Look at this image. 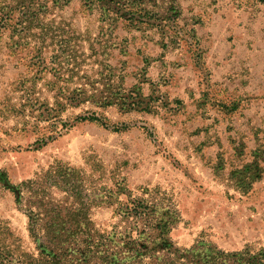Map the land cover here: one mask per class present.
I'll return each instance as SVG.
<instances>
[{
	"label": "rangeland",
	"instance_id": "rangeland-1",
	"mask_svg": "<svg viewBox=\"0 0 264 264\" xmlns=\"http://www.w3.org/2000/svg\"><path fill=\"white\" fill-rule=\"evenodd\" d=\"M22 2L0 0L16 3L0 11V264L41 251L34 211L43 242L64 222L62 247L95 251L86 264L264 251V0ZM134 200L160 228L135 226Z\"/></svg>",
	"mask_w": 264,
	"mask_h": 264
},
{
	"label": "trees",
	"instance_id": "trees-1",
	"mask_svg": "<svg viewBox=\"0 0 264 264\" xmlns=\"http://www.w3.org/2000/svg\"><path fill=\"white\" fill-rule=\"evenodd\" d=\"M16 3H13L12 5H8L7 3L3 4L0 6V11L2 14V21L8 22V20L11 19V16L14 14V11L16 10V6L19 4L21 6L23 4V0H15ZM32 1V0H31ZM103 1L102 5L105 7L106 10H113L112 5H117L120 3L122 5V0H99ZM89 2V0H88ZM16 4V6H15ZM25 7V5H23ZM29 7V6H28ZM41 7H44V4L41 3ZM33 20V19H32ZM20 24L23 23V21H19ZM34 22L30 21V24L32 25ZM82 121L90 120V121H100L98 117L95 115H88V116H83L80 117ZM22 198V197H21ZM124 214L126 216L132 217L136 224L135 226H139L140 222L144 220L145 222V229L146 228H153L156 227L157 229L161 227L163 224L162 220L155 219L150 217L152 215V212H154L153 207L150 208L148 205H146L144 202L140 200H134L131 202L129 205L126 207H123ZM52 211V210H51ZM39 213L37 212H32V217H31V228L30 231L32 235L34 236L36 241L40 242V249L41 251L35 258H25L21 259V257L16 256L15 251L17 249H12L9 247L7 250V255L5 258V262L8 264H86L88 263V256L89 253H93L92 258H97L95 251L91 250L92 248L88 247H82L83 243L85 241H77V240H72L69 245H72L69 249V247L66 249L62 247L63 243L69 242V239H64L63 236V231H65L64 228V222L59 223H48L47 224V235L44 237L46 239L47 243L43 242L38 231V226H39ZM155 222V223H154ZM83 226V225H82ZM81 228V226H79ZM143 229V230H145ZM72 230V235H75V231ZM50 234V237L48 235ZM143 233V231H141ZM125 238L128 239L126 244L133 246V243H130L131 240L129 234H125ZM108 240L107 238H105ZM105 240V241H106ZM82 243V244H81ZM53 245L54 248H58L61 250V252H57V250H54L53 248L49 247L50 245ZM89 244V242L87 243ZM162 246L165 248H169V244L165 239L162 241ZM199 245L193 246L192 249L190 250H185L182 252V259H188V262L186 264H264V251L259 250L257 252H254L251 248L246 247L245 249H242L240 251H235V252H228L224 251L218 247L209 245L206 246V243H203L200 241L198 243ZM68 245V246H69ZM90 245L93 247L97 245V242L90 241ZM99 252V251H98ZM132 254L129 256L130 260L128 262L123 261V257H116L114 253H109V252H104L103 256H99L98 258L101 259L102 264H111V260L117 261L116 263H121V264H131L133 261L131 260H142L144 257L151 258V256H147V250L144 249V251H141L140 249L134 248V250H129ZM72 253H76L78 256V259L72 258ZM108 253L111 254L113 257H109ZM184 254V255H183ZM69 256V257H68ZM68 257V259L66 258ZM110 258V259H109ZM161 258V257H159ZM91 259V257H90ZM128 257L125 258L127 260ZM72 260V261H71ZM170 264L172 262L170 261Z\"/></svg>",
	"mask_w": 264,
	"mask_h": 264
}]
</instances>
